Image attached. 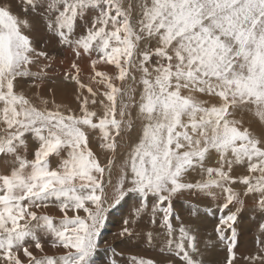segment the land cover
Segmentation results:
<instances>
[{"label": "snow or ice", "instance_id": "snow-or-ice-1", "mask_svg": "<svg viewBox=\"0 0 264 264\" xmlns=\"http://www.w3.org/2000/svg\"><path fill=\"white\" fill-rule=\"evenodd\" d=\"M36 22L61 50L90 58L88 84L76 60L63 73L76 85V109L54 92L34 103L18 90L21 80L39 89L56 60L50 41L34 36ZM137 121L114 202L137 194L139 217L155 198L147 242L163 235L166 264H205L196 229L174 226L172 200L219 193L214 231L226 242L223 264H236L245 198L264 213V0H0V264H97L119 140ZM97 134L105 164L90 146ZM237 167L246 174L234 175ZM193 171L199 180L186 178ZM124 223L120 236L132 237ZM44 239L62 254L46 252ZM243 259L264 264V241ZM129 264L162 262L131 256Z\"/></svg>", "mask_w": 264, "mask_h": 264}, {"label": "rangeland", "instance_id": "rangeland-1", "mask_svg": "<svg viewBox=\"0 0 264 264\" xmlns=\"http://www.w3.org/2000/svg\"><path fill=\"white\" fill-rule=\"evenodd\" d=\"M38 36H40L39 33H38ZM40 38H42V36ZM40 43H43V42H40ZM40 43H38V46H40ZM58 62H59L58 60L54 62L55 67H53V68L51 67L48 70L50 72L48 73L47 78L44 80L45 83H48L50 86H48V88L45 87L44 89H43V86H40V88L43 89L44 94L42 93V91H40V90L38 91L35 87H33V89H35V92H32V91L25 92L24 91V93L30 99H32L34 103H38V100L36 99L37 95L48 98L49 100H51L53 98V92L54 91L50 87L57 88V87H61V86H71V87L76 88V85L74 84V82L64 80L63 73L67 69L65 67L60 69L59 66L57 65ZM66 62H68V60ZM89 62H90V58L88 56H87V58L79 59V61H78L79 66L81 67L80 77H81L82 82L85 84L89 83L88 77L90 75V72L87 75L84 74L83 72H87L90 70V68H88V70L86 68L89 66ZM68 65H71V64H66V66H68ZM101 67H103V66H101ZM108 67L110 68V70L108 68H106L105 70L113 71V69L110 66H108ZM32 70L35 72L38 70V68L33 67ZM74 73L75 72L73 70V74ZM31 83L32 82L30 80L28 82H24L25 86L23 87V89H25L27 86H30ZM117 83H119V82H117ZM18 85H20V81H19ZM93 87H95V85H93ZM133 87L137 89L136 99L138 100L139 99V86L133 85ZM55 88H53V89H55ZM50 89L52 90V92L49 91ZM54 94H55L54 98H55V101L57 104H63V105H66L68 107H71L73 109L78 108V105L74 99V94H75L74 91L66 90L64 92H59V93L54 92ZM132 111H133V115L135 116V109H133ZM237 117L238 118L242 117L246 123H251L254 127L257 126V121H256L255 117L252 115V113H250V112L237 113ZM136 128L137 129L140 128L139 121L136 122L135 129ZM133 133L134 132H132L131 134H125V135H123L122 138H120L119 142L121 144V147L118 149V152H117V155L115 158L116 163H115V166L112 168V175H111L112 185H109L106 187V191L109 194V200L106 204L108 211L106 214L105 224L101 230L100 249H99L98 255H97V264H110V261L113 259L116 260L117 264H129V259L131 256H144V257L148 256L149 257L150 255H152L154 258H156L158 261H161V262H163V260L167 262V260L169 259V257H167L166 254L162 255L160 252V247L163 243V235L156 236V238L154 239V241L151 245L147 242L146 232L148 231L149 226H146L145 221L148 217L149 211L141 213L143 215V223H142L141 231L135 230L136 227H135L134 219H130V220H128L130 223L127 226L134 229L133 236L132 237H121L120 236L121 231L126 226V225H121L123 223L124 219L127 218L128 215H130V214L134 215L135 210L139 205V203H138L139 198H138V196H135L134 194L126 196L122 200L123 203L118 208H117L118 204H116L114 202V200L112 199L113 185H115L117 183V181L119 179V175H120L119 166L123 160V154L128 151V148L130 145V139H131V136ZM90 146L93 149V151L97 154L98 158L100 159V162L102 164H105L107 162V158L109 157L110 154L105 152L104 150H102L99 147L98 134L94 135L91 138V145ZM30 147H31V141H30ZM52 163H53V165H55V163H56L55 158H53ZM212 164H214V162H211V165ZM233 174L236 176H239V175L246 174V173H245V170L243 168L237 167ZM186 178L189 181H195V180H199L201 177H200V174L198 171H193V172H190ZM127 186L128 185H126V187ZM233 187L237 191H241V192L243 191L242 185L237 184V185H234ZM191 194H193V193L184 192L183 194H181L183 196V198H186L187 200L179 199L178 196L173 198V200H172L173 211H174L175 215L179 216V220L174 219L173 224L175 227H178L179 224L181 222H183L186 226L189 225L193 228L195 227L197 235H198V239H199V241L201 240L200 241L201 243L204 239V236H205L204 234L206 233V230L209 229L208 233L211 236L210 238H213L215 240L214 241L215 245L212 249V255L211 256L214 259L220 258V263L223 264L225 256L227 255L226 247H224L223 242H221L219 240L217 234L214 231L217 223L219 222L218 217L221 215L219 208H218V205L223 202V197L219 193H217V195H216L217 198L215 200H213L214 205H210L209 200L206 199L207 194L206 193H198L199 195H198L197 203L196 202L194 204L191 203L193 205V206H191L189 199H188V197ZM133 197L136 198L135 200H137L138 202L136 201V203H134V202L131 203L127 208L128 202L133 201V199H132ZM250 200L254 202L253 198H249L248 200H247V198H245V201H250ZM205 202H208V204H209L208 209L210 212H213V213L206 211L209 214H205V209H204L206 207V206H204V204L206 205ZM49 208H51V210H52L53 207H49ZM114 208H117L115 211V214L114 215H108L111 211L114 210ZM126 208H127V210H126ZM185 209H186V211H185ZM193 209L198 210L196 215H193V213H192ZM254 209H255V211L257 210L255 207H254ZM232 210H234V209H232ZM248 213H250V212H248ZM47 214L54 216L57 219H59V217H60V215L52 214L49 212H47ZM80 214L83 215V213H80ZM224 214H227V211H225ZM256 214L259 215L260 212L257 211L255 214L252 213L251 215H249V217H247V220L250 221L251 218H253L254 215H256ZM210 216H212V217H210ZM134 218H137V217H134ZM241 219L242 218H239L238 223L236 225L237 230H239L240 226H243V222H246V220L242 221ZM253 219L256 220L257 218L254 217ZM258 223L260 225L261 221L260 222L258 221ZM195 225H199L198 226L199 229ZM117 231H120V232H117ZM159 231L162 232V230H159ZM199 231L201 233H199ZM242 232H244V229L242 230ZM229 235H230V233H226V236H229ZM250 239H253V238L250 236L249 238H247V241ZM201 243H200V247L202 249ZM148 245H150V248H148ZM45 251L48 252L49 254H56V255H60L63 252L62 249H52L50 247L45 248ZM208 264H212L211 260H208Z\"/></svg>", "mask_w": 264, "mask_h": 264}, {"label": "bare ground", "instance_id": "bare-ground-1", "mask_svg": "<svg viewBox=\"0 0 264 264\" xmlns=\"http://www.w3.org/2000/svg\"><path fill=\"white\" fill-rule=\"evenodd\" d=\"M52 45H53V43H52ZM54 46V45H53ZM49 51V50H48ZM60 68H64V66H62L61 64H60ZM70 84V83H69ZM57 87V86H56ZM47 88H48V86H47ZM54 92H56V93H59V92H64V91H66V90H71V91H74L75 92V87H71V86H61V87H57V88H55V87H53V88H55V89H53L52 87H50ZM37 89V88H36ZM38 91L40 90V91H42V93L44 94V91L41 89V88H39V89H37ZM30 91H32V92H35V89H33V87H30L29 89H28V91L27 92H30ZM85 94H87V93H85ZM139 130V129H138ZM138 130H136L135 132H134V134H133V136H134V138L136 139V136H137V132H138ZM29 158H31V156H29ZM211 162H214V161H209L208 163H209V165H211ZM0 170H2V165H0ZM193 195H195V193H193ZM217 197L215 196H212V195H208L207 194V200H209V204L210 205H214V201L213 200H215ZM250 198V197H249ZM249 198H247V200L249 199ZM191 203H195L193 200H191L190 201V204ZM206 203V205L204 204V206H206L204 209H205V214H209L208 212H210L209 211V209H208V202H205ZM191 206H193L192 204H191ZM254 202L253 201H246L245 202V207H244V210L242 211V213L240 214V218H242L241 220L243 221V220H246V222H243V226H240V228H239V230H237V245H236V247H235V252H236V264H246V261L243 259V257L244 256H247L249 253H254L256 250H257V240L259 239V240H261V241H264V231H262L261 230V225L262 224H264V213L262 214V213H260L259 215L258 214H256V215H254V217H256L257 219L255 220V219H253V218H251V220L249 221V220H247V217H249V215H251L252 213L253 214H255L258 210H256L255 211V209H254ZM43 211H45V212H49V213H52V214H56V215H60V213H59V211H58V209L57 208H55V207H53L52 208V210H51V208H48V209H45V210H43ZM206 211H208V212H206ZM248 212H250V213H248ZM203 213V212H202ZM210 213H213V212H210ZM210 217H212V216H210ZM205 218V217H204ZM208 220V219H207ZM258 221L260 222L261 221V223H260V225H259V223H258ZM211 222V221H210ZM213 223V222H212ZM192 224V223H191ZM210 224V223H209ZM189 226V225H188ZM194 226V225H193ZM195 226H197V228L199 229V225H195ZM209 226V225H208ZM210 227V226H209ZM195 228V227H194ZM153 229V226L151 225V221H150V226H149V229H148V231H150V230H152ZM208 229V228H207ZM244 229V232H242V230ZM206 230V229H205ZM209 230V229H208ZM208 230H206V233L204 234L205 236H204V239H203V241H202V243H201V245H202V249H201V251H202V253L204 254L203 255V259H204V261H205V264H208V260H211V263L212 264H222V263H220V258H218V259H214V258H212V249H213V247H214V239L213 238H210L211 236H210V234L208 233L209 231ZM147 231V232H148ZM203 231V230H202ZM147 232H146V234H147ZM199 233H201L200 231H199ZM201 235V234H200ZM252 237L253 239H250V240H248L247 241V238H249V237ZM201 241V240H200ZM43 243L45 244V248H48V247H50V239H44L43 240ZM250 244V245H249ZM223 245H224V247H226V242H223ZM51 248V247H50ZM146 257H148V256H146ZM162 264H166V261H164L163 260V262H162Z\"/></svg>", "mask_w": 264, "mask_h": 264}, {"label": "crops", "instance_id": "crops-1", "mask_svg": "<svg viewBox=\"0 0 264 264\" xmlns=\"http://www.w3.org/2000/svg\"><path fill=\"white\" fill-rule=\"evenodd\" d=\"M35 27H36V31H35V33H34V36L36 37V39L39 41V42H43L45 39H48L50 42L47 44V50H49V52H51V53H53L55 56H56V60L55 61H59L58 62V66H59V68H60V64L62 65V66H64L67 70L70 68V65H68V66H66V64H71L72 63V61L73 60H76V58L70 53V52H68V51H64V50H61L60 49V47L58 46V44H57V42H56V39L54 38V37H49V36H47V34L44 32V30H43V27H42V25L39 23V22H36V25H35ZM38 33L40 34V36H38ZM42 36V38H40ZM52 43H53V45H52ZM38 46V45H37ZM39 47V46H38ZM83 58H87V56H85V55H82L79 59H83ZM79 59L78 60H76V62L78 63V61H79ZM68 60V62H66ZM79 64V63H78ZM53 67H55V64L53 63V65H52V68ZM81 68V67H80ZM87 68V70H88V68H89V66L88 67H86ZM109 70H110V68L109 67H107ZM60 69H62V68H60ZM50 71H48V73H49ZM89 72H90V70L89 71H87V72H83L84 74H89ZM111 72V71H110ZM75 74V73H74ZM29 80H21L20 81V85H18V90H23V91H25V92H27L28 91V89L31 87V86H27L25 89H23V87L25 86L24 85V82H28ZM39 83V82H38ZM40 86H43V89L45 88V87H47V86H50L48 83H45V81H43V83L42 84H40ZM40 88V87H39ZM42 89V90H43ZM136 130H138L137 128L133 131V132H135ZM134 134V133H133ZM133 134H132V136H131V139H130V143L131 142H133L134 140H135V138H134V136H133ZM135 196H138L137 194H134ZM198 193H195V195H193V194H191L189 197H188V199H189V202L191 201V200H193L194 202H196L197 203V200H198ZM138 198H139V196H138ZM178 198L179 199H185V200H187L186 198H183V196L182 195H178ZM206 198V197H205ZM133 199V201H129L128 202V204H127V208H128V206L131 204V203H136V201L137 200H135L136 198H132ZM140 199V198H139ZM138 199V203H139V205H138V207L137 208H139L140 206H141V203H142V201H141V199L139 200ZM155 202V198H153V197H149L148 198V210L147 211H149V213H148V217H147V219H146V221H145V224H146V226H150V213H151V208H152V205H153V203ZM123 203V201H121L118 205H117V208L121 205ZM117 208H114V210L113 211H111L108 215H114L115 214V211H116V209ZM127 208H126V210H127ZM136 208V209H137ZM185 211H186V209H185ZM81 213H83V212H81ZM135 213H136V210H135ZM107 215V216H108ZM135 215V214H134ZM133 214H130V215H128V217L127 218H125L124 219V221H123V223L121 224V225H125V220H130V219H134V223H135V230L136 231H141V229H142V223H143V215L141 214L139 217H137L136 215L134 216ZM145 215V214H144ZM134 217H137V218H134ZM161 217H162V214L161 213H157L156 214V219H157V223H159V221H160V219H161ZM119 230V229H118ZM153 230V229H152ZM156 231H159V229H156V230H154V235H155V232ZM117 232H120V231H117ZM151 245V244H150ZM150 245H148V248H150ZM149 257H152V258H154L152 255H150ZM156 259V258H155Z\"/></svg>", "mask_w": 264, "mask_h": 264}]
</instances>
